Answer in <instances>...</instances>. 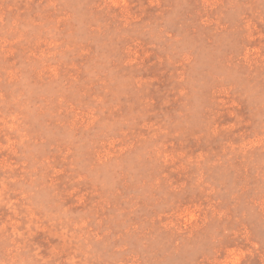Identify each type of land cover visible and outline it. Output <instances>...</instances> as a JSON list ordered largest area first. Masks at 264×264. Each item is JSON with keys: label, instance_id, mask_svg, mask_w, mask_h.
I'll return each instance as SVG.
<instances>
[{"label": "rangeland", "instance_id": "1", "mask_svg": "<svg viewBox=\"0 0 264 264\" xmlns=\"http://www.w3.org/2000/svg\"><path fill=\"white\" fill-rule=\"evenodd\" d=\"M0 264H264V0H0Z\"/></svg>", "mask_w": 264, "mask_h": 264}]
</instances>
